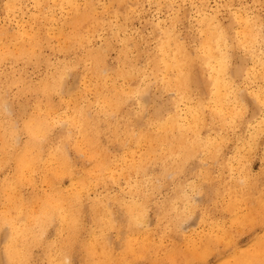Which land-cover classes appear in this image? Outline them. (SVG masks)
<instances>
[{
	"label": "rangeland",
	"instance_id": "rangeland-1",
	"mask_svg": "<svg viewBox=\"0 0 264 264\" xmlns=\"http://www.w3.org/2000/svg\"><path fill=\"white\" fill-rule=\"evenodd\" d=\"M75 5L78 11H94L90 23L94 21L95 24L98 19L101 25L96 31L90 30L94 24L90 25L81 43L78 41L79 44L68 48L64 46L66 39L63 31L69 29L66 22L76 13L73 11ZM206 21L214 29H228L231 41L238 38L248 21L258 37L252 44L235 45L234 61L240 63L243 60V66L235 73L234 79H230V85L215 87L212 79L206 75L209 71L205 69V64L198 60L194 69L202 72L200 83L191 84L190 95L182 97L173 87H164L156 80L144 54L159 48V41L165 32H169L173 40L179 39L192 54L202 53L200 41L206 35ZM14 33L38 34L42 42L37 46L35 56L9 55L0 60V100L8 105L6 114L0 107V124L7 127L10 118L21 125L24 118L36 112L44 117L46 130L40 134L44 142L41 148L44 158L42 165L48 168L47 165L52 162L54 168L59 170L56 185L64 191L79 189L86 194L83 202L84 236H88L90 229L99 227L92 215L95 198L119 194L128 198L131 187L137 181H143L139 186L144 190L141 194L147 203L143 214L145 220L140 224L139 239L136 241L145 243V246L137 247L133 255L131 251L123 249L122 240L129 233L125 224L121 226L122 230L109 229L116 245L111 249L115 259L112 264H133V259L129 263L122 262L126 258L125 253L130 258L140 255L136 264H161L149 260L165 253L176 256L173 264H224L231 261L237 251L251 248L258 239L263 242L264 250V216H261V213L264 214V0H0V53L7 48L14 50ZM97 50L103 56L100 64L107 67L104 84L99 86L96 78L100 82L101 79L94 76V61L88 54ZM254 54H259L261 58H253ZM125 63L136 70L133 82L152 85L150 92L154 103L148 107L142 106L136 97L120 101L117 98L113 105L105 99L106 94L110 95L108 85L112 81L124 85L127 91L132 88L133 84L131 86L127 77L113 76V72ZM57 64L59 68L65 67L69 73L63 94L59 88L49 91L52 103H48L42 91L30 85L32 82L24 84L20 81L21 72L25 81L38 83L47 77L51 81ZM143 70L147 71L146 75L141 73ZM174 73L169 71L171 75ZM159 79L161 81V75ZM217 88L221 91L218 99L214 94ZM236 94H244L246 98L237 103ZM88 103L90 112L87 117L92 121L89 128L93 132L98 130V134H95L98 148L91 147L81 132V113ZM97 105L100 107L97 108ZM190 106L199 116L195 123L201 135L215 136L217 143H220V154L210 156L197 150L184 158L181 168L169 169L171 160L160 156L161 151L148 153L147 146L154 141L143 138L135 142L132 139L125 148L121 145L120 137L127 135L132 138L137 132L153 129L155 124H149L151 116H177L179 112V123H189L192 116L188 113ZM214 106L225 114L227 123L224 126L212 112ZM221 106L228 110H223ZM26 137V133H21V142ZM60 145L65 154H60ZM92 148L109 157L116 169L97 173L90 156ZM161 148L166 151L163 145H158L157 150ZM181 152L179 146V156ZM51 153H55L53 158L45 162ZM173 153L177 155V152ZM1 156L6 154L2 153ZM60 157H65V161H61ZM15 167L16 162L10 156L0 162V192L2 183L13 178ZM83 173L90 176L91 181L98 182L92 185L94 189L88 191L82 188L77 177ZM47 176L43 169L33 168L27 174L30 178L26 179V184L19 187L28 202L37 208L42 200L34 199L31 194L45 196L53 190ZM237 180L242 188L255 192L248 199L242 189L233 195L237 200L233 213L226 207L230 198L228 187L237 186ZM0 199L3 200L2 194ZM172 201H176L179 211L185 205L190 208L180 213L172 212L173 216L164 215ZM55 202L52 200L51 205ZM192 203L197 204L193 209ZM256 204L254 214L252 207ZM116 213L120 216V222L126 220L123 208L118 206ZM235 213L239 216L235 217ZM102 216V212H97V219ZM238 217L244 222L237 220ZM221 225L229 230L232 244H226L222 237L216 239L213 235L214 232L219 233ZM211 234L213 237L207 238ZM189 242L198 243L203 248L205 252L202 258H187L186 253L191 248ZM30 255L36 262L47 258L39 246L31 249ZM84 255L80 248L74 249V264L84 263ZM184 259H188V262Z\"/></svg>",
	"mask_w": 264,
	"mask_h": 264
},
{
	"label": "bare ground",
	"instance_id": "bare-ground-1",
	"mask_svg": "<svg viewBox=\"0 0 264 264\" xmlns=\"http://www.w3.org/2000/svg\"><path fill=\"white\" fill-rule=\"evenodd\" d=\"M77 5L73 7V11H76L70 19L67 20L69 24V29L64 30V37L66 43L64 46L70 48L75 46L85 38L86 31L90 25V18L93 17V12L91 9H85L84 11H78ZM101 25L100 21L97 19L96 23L90 30L96 31ZM206 35L201 39L200 46L202 48V53L192 54L187 51L185 46L180 42L179 39H172V35L169 32H165L161 41H159V48L155 51H146L144 58H147L148 64L150 65L152 74L156 77L158 82L164 85V87H169L175 89L182 97H188L191 93L190 85L193 83H200V70H195L194 65L201 61V64H205V69L209 71L206 75L212 79V83L215 87H221L230 85L232 82L230 79H234L233 76L237 73L238 69L243 66V63L236 62L234 48L235 45L246 46L248 43L252 44L258 37L257 32L254 30L253 25L246 21V26L242 27L238 38L232 39L231 34H228V29L220 27L214 29L213 26L206 21ZM14 50L5 49L0 53V60L9 56H19L20 54L25 55H36L37 46L41 44V38L39 35H27L25 33H14ZM242 36V37H241ZM81 43V42H80ZM126 48L128 45H125ZM67 48V49H68ZM89 56L94 61L93 74L94 76L101 79V82L96 78L97 86L104 84L103 76L107 74V67L101 65L103 56L100 51H89ZM128 54V51H125ZM214 59L212 60V57ZM216 57V59H215ZM254 57L261 56L259 54H254ZM33 58V57H31ZM57 66L56 72L52 75V80L47 79L41 80L40 82H33L29 80H24V74L20 73V81L25 83H30L31 86L37 87L35 90L42 91L46 95V100L48 103H52V96L50 90L59 88L62 94L65 90L66 75L69 73L65 67ZM146 69V68H144ZM169 71H175L174 75L169 74ZM206 71V72H207ZM136 70L128 64H124L122 68L115 70L113 76L123 75L131 81V86L128 91L124 88V85L112 81L108 85V90L110 95L106 94L105 99L111 102L112 105L116 103L119 99H128L129 97H136L140 99V104L147 107L150 103H154V98H152L150 89L152 85L146 83L141 85L140 81H134V74ZM143 74H147L146 70L141 71ZM162 76L160 81L159 76ZM24 77V78H23ZM17 81V80H16ZM45 82V83H44ZM216 89L214 94L218 99L221 95V91ZM239 103L244 100L246 95L236 94ZM1 96V95H0ZM118 98V99H117ZM222 98V97H220ZM7 104L0 100V107L2 111L7 113ZM90 103H88L83 109L81 115L82 118V134L85 139L91 143V147L98 148V140L96 139L97 131H92L89 125L92 121L87 114L90 112ZM100 106L97 105V108ZM223 110H228L226 107L221 106ZM232 108V107H231ZM89 111V112H88ZM195 108L190 106L188 113L190 116L189 123L180 124L179 123V112L177 116L175 114H169L165 116H160L157 118L151 116L149 119V124H155L153 129L148 131H141L133 134L135 136L128 137L127 135L120 137L121 145L123 148L126 147L130 140L135 139V142H140L143 138L154 143L148 144L147 151L150 152H160V156L164 157L166 160H171V168H181L184 165V158L188 155H192L197 150L204 151L207 155L216 156L220 154V143H217L215 136L203 137L201 135V130L197 128L195 119L199 117L195 113ZM212 112L217 115V120L224 126L227 123V119L223 111L217 107L212 108ZM160 115V114H159ZM163 115V114H162ZM158 116V115H157ZM40 112L32 114L31 116L24 118L21 125L17 124V121L10 119L8 121V126L0 124V153H5L6 156L2 157L0 154V162L5 161L7 157H12L16 162L15 174L12 179H6L2 183V201L0 199V264H74L72 259V251L74 249L80 248L85 252L84 263L82 264H112L115 262L112 255L111 249L116 245L114 244L113 234L109 232V229L115 228L116 230H122V225L125 224L129 233L122 240L123 249L131 251L133 255L136 253V248H144L145 243H137L139 239L138 235L140 233V224L145 220L143 217L145 211V205L147 199L142 197L143 188L139 185L143 183L142 180L137 181L135 185L131 187V192L128 198L122 197V195H104L100 198H95L92 207L93 216L98 223V228L90 229L88 231V236H84V224L83 211L85 210L83 202L87 198L86 194L79 189H73L72 192L64 191L62 188L56 184L59 182V170H56L53 163H49L47 166L42 165L43 155L42 146L44 142L40 138V134H43L46 130V121H44ZM264 124V122H263ZM117 128V127H116ZM179 129L181 130L179 132ZM26 133L27 137L24 142H21L20 134ZM156 142V143H155ZM157 145V146H156ZM158 145H163L166 149L157 150ZM11 146V147H10ZM61 153L65 154L63 147H61ZM179 146L182 148V152L179 156ZM173 152H177L173 153ZM59 153V151H58ZM173 153V154H172ZM8 154V155H7ZM51 153L47 155L45 162L53 158ZM93 159L95 165V171L98 173L100 170L104 173L110 169L113 171L116 169L112 160L105 154L99 152L98 149L92 148V153L90 155ZM61 161H65V157H60ZM114 161V159H113ZM35 166V167H34ZM33 168L43 169L44 173L48 174L47 179L53 185V190L50 191L45 196H39L32 193L31 197H35L36 200H42L39 208L35 207L28 202L27 196H23V191L21 190L22 185L26 184L27 174ZM137 171H141L138 169ZM166 172V170L164 171ZM113 174V173H112ZM71 177L74 176L73 173L70 174ZM84 173L80 177L78 176V182L82 185L84 190L94 189L92 186L97 185V181L93 182ZM30 178V177H29ZM28 178V179H29ZM237 186H229V201L227 203V210L234 213L236 209V201L233 195L242 189L245 193V198L248 199L250 194L255 192L253 189L242 188V184L239 180L236 181ZM15 187L18 189L12 190ZM237 187V188H235ZM233 196V197H232ZM179 198V196H178ZM234 199V200H233ZM241 199V198H239ZM52 200H56L54 204L51 205ZM176 201L170 202V206L164 215L171 214L172 212L180 213L182 210L188 209L189 205L182 206V210L179 211V206L175 203ZM102 204L105 206L101 207ZM193 207H196V203H192ZM120 206L126 212V220L120 222L119 215L116 213L117 207ZM191 209V210H192ZM255 209L257 211V204L253 205L252 212L255 214ZM102 212V218L97 219V212ZM235 217L239 216L234 214ZM257 216V215H256ZM261 216H264L261 213ZM256 217H254L255 219ZM144 219V220H143ZM237 220L244 222L241 218H236ZM253 220V219H252ZM220 229L222 230L220 232ZM219 233L214 232L215 238L222 237L221 239L226 244H232V238L230 236L229 230L224 228L223 225L219 226ZM117 233V232H116ZM147 233V231H146ZM148 234V233H147ZM118 240L120 239L119 234ZM209 235L207 238L213 237ZM198 243L189 242L188 245L191 246L190 250L186 253L187 258L190 256H196L202 258L204 256V250L202 247L197 245ZM35 246L43 248L45 255L47 256L41 262H36L33 257L31 258L30 252ZM103 251L106 257L101 255ZM125 251V252H127ZM242 252H236L231 261H227L224 264H264V250L263 242L258 239L254 245L249 249L240 250ZM142 254V253H141ZM125 259L122 260L123 263H129L132 259H136L135 262L131 261L133 264L138 262L140 255H136L135 258L128 257L125 253ZM176 256L171 253H165L164 256L156 255L153 261L161 264H173ZM188 262V259H184Z\"/></svg>",
	"mask_w": 264,
	"mask_h": 264
}]
</instances>
